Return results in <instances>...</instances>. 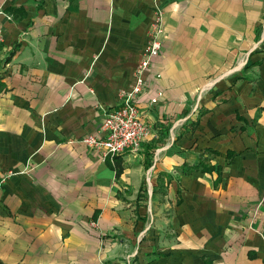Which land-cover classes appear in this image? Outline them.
Masks as SVG:
<instances>
[{"label":"crops","instance_id":"obj_1","mask_svg":"<svg viewBox=\"0 0 264 264\" xmlns=\"http://www.w3.org/2000/svg\"><path fill=\"white\" fill-rule=\"evenodd\" d=\"M157 8L150 132L105 157L83 136ZM0 25V264H264V0H0ZM200 157L215 168L179 173Z\"/></svg>","mask_w":264,"mask_h":264},{"label":"built area","instance_id":"obj_2","mask_svg":"<svg viewBox=\"0 0 264 264\" xmlns=\"http://www.w3.org/2000/svg\"><path fill=\"white\" fill-rule=\"evenodd\" d=\"M8 18H11V15H8ZM163 31L162 11L157 8L148 30L149 38L144 56L134 70V83L118 91L119 103L105 114L100 129L83 136V140L95 152H100L105 157H112L127 149L134 152L140 151L142 142L150 132V126L142 118L137 98L146 83V71L150 68L153 59L161 53ZM2 40L3 29L0 25V51ZM247 63L248 58L245 57L240 60L236 68L241 69ZM156 100V96L151 99L152 102Z\"/></svg>","mask_w":264,"mask_h":264},{"label":"trees","instance_id":"obj_3","mask_svg":"<svg viewBox=\"0 0 264 264\" xmlns=\"http://www.w3.org/2000/svg\"><path fill=\"white\" fill-rule=\"evenodd\" d=\"M3 86H4V84H3V82L0 79V91L2 90ZM197 123H198V121L195 122V125ZM208 151L210 153H213V154L218 153V149H215V148L214 149L213 148H208ZM235 153H236V151L229 150L228 160ZM214 168H215L214 165L206 163L204 158L200 157V160H199L198 163H193V164L188 163V162L183 163V165H181L180 168H179V173L186 174V173H190L192 171H196V170H200V169H202V170H213ZM218 168H221V166H219ZM165 175L167 176L168 181H170L171 177H172V174H165ZM158 179H159V182H158L157 186L153 187V193H152L153 197L156 196L157 193L166 194V191H167L166 184H165V179H164L163 175L159 176Z\"/></svg>","mask_w":264,"mask_h":264},{"label":"rangeland","instance_id":"obj_4","mask_svg":"<svg viewBox=\"0 0 264 264\" xmlns=\"http://www.w3.org/2000/svg\"><path fill=\"white\" fill-rule=\"evenodd\" d=\"M115 156H116V155H115ZM106 157H108V156H106ZM147 177H148V176H147ZM144 194H145V193H144ZM147 195H148V194H147ZM147 208H148V210H149L148 212L151 213L152 208H151L149 205H147ZM130 264H131V263H130Z\"/></svg>","mask_w":264,"mask_h":264}]
</instances>
